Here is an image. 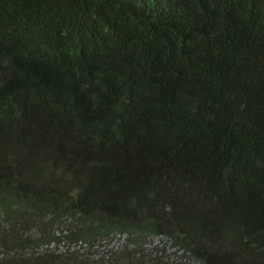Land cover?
I'll list each match as a JSON object with an SVG mask.
<instances>
[{
	"label": "trees",
	"instance_id": "16d2710c",
	"mask_svg": "<svg viewBox=\"0 0 264 264\" xmlns=\"http://www.w3.org/2000/svg\"><path fill=\"white\" fill-rule=\"evenodd\" d=\"M116 236L264 264V0H0V264Z\"/></svg>",
	"mask_w": 264,
	"mask_h": 264
},
{
	"label": "rangeland",
	"instance_id": "374dc122",
	"mask_svg": "<svg viewBox=\"0 0 264 264\" xmlns=\"http://www.w3.org/2000/svg\"><path fill=\"white\" fill-rule=\"evenodd\" d=\"M162 243H166V240L164 238H149L147 240V244L144 246L145 256L152 254L154 251V247L157 245H161ZM124 244V238L116 236L112 240L104 242L100 246H96L93 248H90L89 246L87 247V245L81 243L77 245H68L66 243H62L57 248H54L52 251H60V253H65L66 251H68L71 254L79 255L83 260H94L99 261V263L103 264L102 261L105 262L110 260L114 254L123 250ZM169 246L170 245H168L167 248V255L171 258H176L175 250H173ZM177 255L179 256L180 254ZM145 259L147 260L148 257H145Z\"/></svg>",
	"mask_w": 264,
	"mask_h": 264
},
{
	"label": "clouds",
	"instance_id": "9594fccd",
	"mask_svg": "<svg viewBox=\"0 0 264 264\" xmlns=\"http://www.w3.org/2000/svg\"><path fill=\"white\" fill-rule=\"evenodd\" d=\"M121 237V236H120ZM123 238V237H122ZM46 248H50V249H54V245H51V246H46V247H44V248H42L41 250H43V249H46ZM38 253H41L40 251H38Z\"/></svg>",
	"mask_w": 264,
	"mask_h": 264
}]
</instances>
